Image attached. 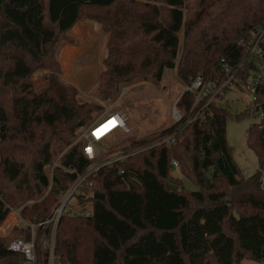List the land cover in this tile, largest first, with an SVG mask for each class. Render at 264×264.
<instances>
[{
	"label": "trees",
	"instance_id": "obj_1",
	"mask_svg": "<svg viewBox=\"0 0 264 264\" xmlns=\"http://www.w3.org/2000/svg\"><path fill=\"white\" fill-rule=\"evenodd\" d=\"M83 18L108 35L97 82L107 99L137 82L160 85L167 69L186 85L222 76L225 64L242 60L237 41L264 24V0H0V227L20 207L22 220H46L90 164L82 140L65 150L101 107L61 82L57 59L63 43L78 42L72 31ZM39 70L47 84L36 91ZM238 77L247 81V71ZM194 98L184 93L178 109L187 115ZM259 100L264 109V88ZM241 116L229 104H210L200 120L133 140L130 148L141 150L88 177L92 193L77 196L92 204V214L60 219L55 264H264V127L247 131L258 169L246 177L226 138L227 121ZM168 135L173 144L159 143ZM172 161L199 190L171 175ZM37 230L44 236L41 246L36 238L37 264H49L43 243L52 225ZM13 232L22 235L0 238V264H27L8 247L29 240L30 227Z\"/></svg>",
	"mask_w": 264,
	"mask_h": 264
},
{
	"label": "rangeland",
	"instance_id": "obj_2",
	"mask_svg": "<svg viewBox=\"0 0 264 264\" xmlns=\"http://www.w3.org/2000/svg\"><path fill=\"white\" fill-rule=\"evenodd\" d=\"M72 33L78 42L75 44L63 43L57 53L59 67L61 69L59 76L61 82L78 89V98L80 101L94 102L101 107L92 114L93 122L108 110H123L128 116L126 122L127 127L129 128L128 132L124 133L121 130L116 131L102 142L97 143L99 149L104 152L102 159H106L107 154L110 152L118 151L123 148H130L133 140L143 141L146 138L157 136L176 123L172 116V111L175 107L178 109L176 105L177 100L180 98L183 89L186 86V84L178 78L176 70L167 69L160 85L156 86L148 82H137L133 85L123 87L115 98L104 99L98 95L97 82L102 68L100 56H103L104 54L108 35L102 32V27L99 23L91 21L88 18L81 19L75 25ZM179 36L183 42V32H180ZM46 74L47 73L43 70L36 71L33 74L32 81L36 91H41L46 87ZM126 88L127 92L123 95V90ZM242 103L243 105L237 100L235 95L231 96L230 107L231 113L234 117L241 114L242 109L245 108L244 102ZM246 114L247 109L243 114L244 116L232 118L227 121L226 138L229 146L232 147V156L237 166L247 177L257 172L258 161L255 152L247 145L246 133L253 120ZM104 118L105 116H102L99 121ZM83 129L86 128L82 127L77 131L74 143L65 151L81 140L80 133ZM60 158L61 157L56 160L53 166L48 167L47 172L50 177L53 175L54 168L61 165ZM62 168L66 170V168ZM171 175L183 180L186 189L191 191L199 190L198 186L182 175L179 167H173ZM262 181L264 183V177L262 178ZM89 183L90 182L84 185L80 194L88 196L92 193L93 186ZM49 190L50 188L48 191ZM44 194H47L46 191ZM77 199L78 197L76 198V201ZM79 202L82 203L81 201ZM10 213H13V211L9 212V214ZM8 219L7 216L0 227V238L21 236L22 234L20 233L15 235L13 229L18 226L27 228L22 222L25 224H28L29 222L20 219V216L17 213L16 217H13L10 221ZM37 229L38 228L32 233V229L30 228V238L35 237L39 239V243H41L44 236L42 232L38 233ZM41 245L42 243L40 246ZM43 245H45L44 247L47 249L46 251L49 252V264H51V252L52 247L55 245V239L52 237L48 241L46 239V242L43 243ZM55 263L56 259L54 264ZM241 264L258 263L243 260Z\"/></svg>",
	"mask_w": 264,
	"mask_h": 264
},
{
	"label": "built area",
	"instance_id": "obj_3",
	"mask_svg": "<svg viewBox=\"0 0 264 264\" xmlns=\"http://www.w3.org/2000/svg\"><path fill=\"white\" fill-rule=\"evenodd\" d=\"M237 45L243 50L244 54L242 60L235 67L225 64L224 74L222 76L216 77L215 79H206L203 76H198L191 85L184 87L181 96L189 92L194 94L195 98L187 115L180 109L173 108L172 116L176 123L191 124L200 120L205 116L210 104H218L220 106L230 105L231 96L235 95L242 105V102H244L247 114L253 120L251 125L257 123L260 127H264L262 125L264 122V109L262 102L259 100V92L264 88V24L251 29L246 37H242L237 41ZM248 66L250 68H247ZM244 71L248 73L247 81L238 77V74ZM126 92L127 88L123 90L122 94L124 95ZM102 116H105V118L99 121ZM102 116L95 120L90 127L81 130L80 133V139L84 143L83 153L90 161L85 174L77 176L75 181L64 192L58 204L52 209L46 220L37 224H25L22 222L25 227L32 229V233L36 228L45 230L49 225H52V238L55 239L57 225L63 216L89 217L92 214V204L88 201L80 203L78 199L76 201L77 196L82 192L87 182V178L96 175L104 167H113L125 162L141 150L123 148L108 153L106 159H102L104 152L99 149L97 143L102 142L116 131L121 130L124 133L129 131L126 124L128 116L123 110H108ZM111 121H114V124L109 131L101 136L96 134L97 130ZM159 143H165L169 146L174 143V136L168 135ZM172 165L176 168L179 167L176 161H172ZM66 171L76 173V169L74 168L66 169ZM21 209L22 207L13 212L20 214ZM8 248L13 252L21 254L27 264H37L35 237L29 240L16 238L9 243ZM51 258V264H54L56 259L54 247H52Z\"/></svg>",
	"mask_w": 264,
	"mask_h": 264
},
{
	"label": "bare ground",
	"instance_id": "obj_4",
	"mask_svg": "<svg viewBox=\"0 0 264 264\" xmlns=\"http://www.w3.org/2000/svg\"><path fill=\"white\" fill-rule=\"evenodd\" d=\"M113 124H114V121H111V122H109V123H107L106 125H104L101 129H99V130H97L96 131V134L97 135H103L105 132H107V131H109L111 128H112V126H113ZM107 126H109V127H107ZM14 213V212H13ZM15 214V213H14ZM16 215V214H15Z\"/></svg>",
	"mask_w": 264,
	"mask_h": 264
},
{
	"label": "water",
	"instance_id": "obj_5",
	"mask_svg": "<svg viewBox=\"0 0 264 264\" xmlns=\"http://www.w3.org/2000/svg\"><path fill=\"white\" fill-rule=\"evenodd\" d=\"M245 111H246V108H243L242 111H241V114H244ZM170 187H171L173 190H175V191H178V190H179V187H178V186L170 185ZM37 188H38V192H41L39 185H37Z\"/></svg>",
	"mask_w": 264,
	"mask_h": 264
},
{
	"label": "crops",
	"instance_id": "obj_6",
	"mask_svg": "<svg viewBox=\"0 0 264 264\" xmlns=\"http://www.w3.org/2000/svg\"><path fill=\"white\" fill-rule=\"evenodd\" d=\"M67 52H69V51H67ZM19 219V218H18Z\"/></svg>",
	"mask_w": 264,
	"mask_h": 264
}]
</instances>
